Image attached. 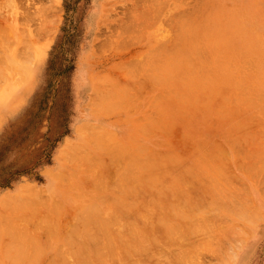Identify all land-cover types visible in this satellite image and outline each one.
Instances as JSON below:
<instances>
[{
  "label": "rangeland",
  "instance_id": "374dc122",
  "mask_svg": "<svg viewBox=\"0 0 264 264\" xmlns=\"http://www.w3.org/2000/svg\"><path fill=\"white\" fill-rule=\"evenodd\" d=\"M263 150L264 0H0V264H241L229 252L262 237Z\"/></svg>",
  "mask_w": 264,
  "mask_h": 264
},
{
  "label": "bare ground",
  "instance_id": "6f19581e",
  "mask_svg": "<svg viewBox=\"0 0 264 264\" xmlns=\"http://www.w3.org/2000/svg\"><path fill=\"white\" fill-rule=\"evenodd\" d=\"M139 5H140V4H139ZM140 6H141V5H140ZM140 6H139V7H140ZM134 8H135V9H134ZM137 8H138V7H137ZM137 8H136V7H133L132 9L136 10ZM145 8H146V7H145ZM199 9H200V8H199ZM201 9H202V8H201ZM152 10H153V9H152ZM202 10H203V9H202ZM197 12H198V11H197ZM197 12H196V13H197ZM154 13H155V11H154ZM156 13H157V12H156ZM182 13H183V12H182ZM187 13H188V12H187ZM196 13H195V14H196ZM132 14H133V13H132ZM139 14H141V13H138V15H139ZM143 14H144V13H143ZM188 14H189V13H188ZM95 15H96V14H95ZM178 15H179V14H178ZM189 15H190V14H189ZM134 16H136V15H134ZM132 17H133V16H132ZM140 17H141V16H140ZM147 17H148V16H147ZM174 17H175V16H174ZM177 17H178V16H177ZM180 17H182L181 14H180ZM190 17H192V14H191ZM148 18H150V17H148ZM178 18H179V17H178ZM178 18H177V19H178ZM195 18H196V17H195ZM131 19H132V18H131ZM136 19H137V18H136ZM140 19L142 20V18H140ZM140 19H139V20H140ZM146 19H147V18H146ZM182 19H183V17H182ZM147 20H148V19H147ZM150 20H151V19H150ZM172 20H173V19H172ZM186 20H187V18H186ZM143 21H144V20H143ZM180 21H181V20H180ZM187 22H189V21L187 20ZM190 22H191V21H190ZM176 23H177V22H176ZM178 24H179V23H178ZM125 25H126V23H125ZM129 25H130V24L128 23V26H129ZM140 25H141V24H140ZM134 26L136 27V25H134ZM143 26L145 27V25H143ZM150 26H151V25H150ZM150 26H149V27H150ZM183 26H184V24H183ZM183 26H182V27H183ZM186 26H188V24H186ZM129 27H130V26H129ZM144 27L142 28L143 30H144ZM180 27H181V26H180ZM184 28H185V27H183L182 29L184 30ZM195 28H196V27H195ZM145 29H146V28H145ZM177 29L180 30L179 27H177ZM182 29H181V30H182ZM173 30H174V29H173ZM189 30H190V29H189ZM130 31H131V30H130ZM190 31H192V30H190ZM190 31L188 32V31L184 30V31H182V34L185 35V37L187 36V38H188V37H191V36L187 35V34H190V35H191ZM172 32H173V31H172ZM174 32H177V30H174ZM184 32H188V33L185 34ZM195 32H196V29H195ZM123 33H124V31H123ZM140 33H141V32H140ZM144 33H145V30H144ZM193 33H194V32H193ZM130 34H131V33H130ZM133 34H134V33H133ZM135 34H136V33H135ZM135 34H134V35H135ZM141 34H142V33H141ZM127 35H128V34H127ZM183 35H182V36H183ZM193 35L196 36L197 33H196V34L194 33ZM130 36H131V35H130ZM126 37H127V36H126V34H125V38H126ZM128 37H129V36H128ZM128 37H127L126 39H128V42H129L130 40H129ZM143 37H144V35H143ZM175 37H177V36H175ZM183 37H184V36H183ZM197 37H198V35H197ZM135 38H137V37H135ZM139 38H140V37H139ZM119 39H121V38H119ZM121 40H122V39H121ZM121 40H120V41H121ZM134 40L137 41L138 39H134ZM182 40H183V39H182ZM194 40H195V39H194ZM195 41H196V40H195ZM134 42H135V41H132V43H134ZM126 43H127V42H126ZM130 43H131V41H130ZM124 44H125V43H124ZM175 44H176V43H175ZM182 45H183V44H182ZM132 46H133V45H132ZM192 46H194V45L192 44ZM177 47H178V46H177ZM191 48H192V47H191ZM209 48H210V47H209ZM214 48H215V47H214ZM176 50H178V53H179L180 50H181V48H180V50H179V48H177V49H175V50H174L173 48H171V50H169V53H166L167 50H166L164 53H166L167 55H168V54H172V55H168V56H170L169 59H172V61H173V59L176 57V56H175L176 54L174 53V51H176ZM184 50H185V49H184ZM184 50H183V55H184ZM152 51H153V50H152ZM163 51H164V50H163ZM195 51H196V50H195ZM201 51H202V50H201ZM190 52H191V51H190ZM14 53H15V52H14ZM145 53H146V52H145ZM173 53H174L175 55H174ZM186 53H187V52H186ZM201 53H204V52H201ZM205 53H206V52H205ZM205 53H204V54H205ZM15 54H16V53H15ZM17 54H18V53H17ZM148 54H149V53H148ZM152 54H154V52H153ZM181 54H182V52H180V53L178 54V56H179V55L181 56ZM197 54H198V53H197ZM210 54H211V53H210ZM162 55L165 56V54H162ZM195 55H196V54H195ZM199 55H200V54H199ZM23 56H24V55H23ZM144 56H145V55H144ZM171 56H175V57H174V58H173V57L171 58ZM201 56H202V55H201ZM24 57H25V56H24ZM141 57H142V56H141ZM146 57H147V58H148V57L151 58V57L148 56V55H147ZM157 57H159V55H158ZM194 57H195V56H194ZM149 58H148V59H149ZM161 58H162V57H160V60H161ZM207 58H208V57H207ZM143 59H144V58H143ZM143 59H142V60H143ZM152 59H153V58H152ZM155 59H156V57H155ZM163 59H164V57H163ZM180 59H181V58H180ZM188 59H190L189 56H188ZM139 60H140V59H139ZM139 60H138V61H139ZM144 60H145V59H144ZM144 60H143V61H144ZM150 60H151V59H150ZM190 60H191V59H190ZM136 61H137V59H136ZM146 61H148V60H146ZM146 61H145V62H146ZM161 61H163V60H161ZM161 61H160V63L162 64ZM165 61H168V59L165 60ZM176 61H177V60H176ZM208 61H209V60H208ZM210 61H211V60H210ZM2 62L4 63V61H2ZM139 62H140V61H139ZM157 62L159 63V59H158ZM174 62H175V61H174ZM178 62H179V61H178ZM147 63H148V62H147ZM152 63L155 64V60H154V61L152 60ZM164 63H165V62H164ZM164 63H163V64H164ZM181 63H182V62H181ZM145 64H146V63H145ZM145 64H144V62H143V65H144V66H145ZM163 64H162V65H163ZM170 64H171V63H170ZM149 65H151V63H149ZM149 65H148V66H149ZM172 65H173V64H172ZM185 65H187V63H186ZM209 65H210V64H208V66H209ZM230 65H231V64H230ZM139 66H141V67H140L141 69L143 68L142 65H139ZM146 66H147V65H146ZM146 66H145L144 68H147ZM151 66L153 67V65H151ZM173 66H174V65H173ZM187 66H188V65H187ZM247 67H248V65H247ZM149 68H150V66H149ZM159 68H160V67H159ZM161 68H162V67H161ZM230 68H231V67H230ZM150 69H151V68H150ZM150 69H149V70H150ZM155 69H156V68H155ZM163 69H165V68H163ZM182 69H183V68H182ZM202 69H203V68H202ZM137 70L139 71V69H137ZM149 70H148V71H145V69H144V71H145L146 73L149 72ZM151 70H152V69H151ZM157 70L159 71V69H157ZM165 70H166V69H165ZM189 70H191V69H189ZM133 71H134V70H133ZM135 71H136V70H135ZM141 71H142V70H141ZM191 71H193V70H191ZM152 72H153V71H152ZM159 72H160V71H159ZM164 72H165V71H164ZM135 73H136V72H135ZM137 73H138V72H137ZM146 73H145V75H146ZM165 73H168V72L166 71ZM187 73H189V72H187ZM129 74H130V73H129ZM129 74L127 73V75H129ZM138 74H140V73H138ZM151 74H153V73H151ZM169 74H171V73H169ZM176 74H177V73H176ZM105 75H106V74H105ZM158 75H160V73H159ZM132 76H133V75H132ZM147 76H149V75H147ZM199 76H200V75H199ZM157 77H158V76H156V78H157ZM168 77L170 78V76H168ZM184 77H185V76H184ZM108 78H110V77L108 76L106 79H108ZM132 78H133V77H132ZM160 78H161V77H160ZM160 78H159V79H160ZM181 78H182V77H181ZM134 79H135V78H134ZM136 79H137V78H136ZM146 79H148V78H146ZM150 79H152V78H150ZM198 79H199V78H198ZM204 79H205V78H204ZM219 79H220V78H219ZM219 79H218V80H219ZM101 80H103V79H101ZM110 80H112V79L110 78ZM165 80L167 81L168 79L165 78ZM104 81H105V80H104ZM125 81H126V80H125ZM139 81H140V80H138V82H139ZM157 81H159V80L157 79ZM183 81H184V80H183ZM194 81H195V80H193L192 83H193ZM127 82L130 84V82H132V81L129 82V81L127 80L126 83H127ZM144 82H145V81H144ZM218 82H219V81H218ZM128 83H127V84H128ZM132 83H133V82H132ZM134 83H136V82H134ZM139 83H140V82H139ZM156 83H157V82H156ZM215 83H216V82H215ZM104 84H105V83H104ZM142 84H143V83H142ZM194 84H195V83H194ZM208 84H209V83H208ZM133 85H134V84H133ZM138 85H139V84H138ZM112 86H113V85H112ZM124 86H126V85H124ZM128 86L130 87V85H128ZM131 86H132V85H131ZM182 86H183V85H182ZM116 87H117L118 90H122V89H124L126 94H127V91L129 90V87H127V86L124 87V88H123V86H121L120 89L118 88L119 86L116 85ZM141 87H142V86H141ZM141 87H140V88H141ZM196 87H197V86H196ZM201 87H202V86H201ZM126 88H127V91H126ZM138 88H139V87H138ZM167 88H168V87H167ZM194 88H195V86H194ZM202 88H203V87H202ZM115 89H116V88H115ZM115 89H112V90L115 91ZM130 89H131V87H130ZM132 89H133V88H132ZM132 89H131V90H132ZM135 89H136V86H135ZM142 89H143V88H142ZM142 89H141V90H142ZM190 89H191V88H190ZM124 90H123V94H124ZM136 90H137V89H136ZM169 90H171V89H169ZM133 91H134V90H133ZM135 92H136V91H135ZM170 92H171V91H170ZM195 93H196V92H195ZM243 93H244V92H243ZM92 94H93V93H92ZM94 94H95V93H94ZM107 94H108V93H107ZM120 94H121V93H120ZM126 94H125V96L123 95V97H122L121 95H119V97H120L119 101H121L122 103H125V102H123V101H125V100H124V97H126ZM130 94H131L130 91H128L127 96H129ZM140 94H141V93H140ZM140 94H139V95H140ZM246 94H247V93H246ZM101 95H102L103 98H104V95H103V94H101ZM133 95H134V94H133ZM243 95H244V94H243ZM96 96L99 97L100 95H96ZM135 96H136V95H135ZM156 96H157V95H156ZM156 96H155L154 98H157ZM91 97H92V96H91ZM115 97H117V99H118V94H117V93H116ZM132 97H133V96H132ZM103 98H102V99H103ZM110 98H112V96H111ZM122 98H123V99H122ZM129 98H130V96H129ZM182 98H183V97H182ZM121 99H122V100H121ZM126 99L129 100L128 98H126ZM184 99H187V98L184 97ZM108 100H110V99H108ZM111 100H113V99H111ZM130 101H131V100H130ZM99 102H100V101H99ZM101 102H102V101H101ZM109 102H110V101H109ZM117 102H118V100H117ZM128 102H129V101H128ZM184 102H185V100H184ZM93 103H95V104L93 105ZM93 103H91V104L93 105L92 107L96 106L98 102H93ZM104 103H105V102H104ZM112 103H113V102H112ZM118 103H119V102H118ZM129 103L132 104L131 102H129ZM109 104H110V103H109ZM99 105L102 106L103 103H102V104H99ZM111 105H112V104H111ZM96 107H97V106H96ZM138 107H140V105H139ZM101 108H103V107H101ZM111 108H113V106H112ZM130 108H131V107H130ZM132 108H133V107H132ZM96 110H97V108H96ZM99 110H101V109L99 108ZM99 110H98V111H99ZM98 111H96V112H98ZM106 111H108V110H106ZM106 111H104V113H106ZM107 113H108V112H107ZM109 113H111V112L109 111ZM107 115H109V114H107ZM140 120H142V119H140ZM83 124H84V123H83ZM142 124H143V123H142ZM89 126H90V125H87V127H89ZM137 126H138V125H137ZM87 127H85V128L87 129ZM90 127H92V126H90ZM142 127H143V125H142ZM161 127H162V126H161ZM82 128H84V126H83ZM140 128H141V125H140ZM140 128H139V129H140ZM89 129H90V128H89ZM96 129H97V127H96ZM159 129H160V128H159ZM102 130H103V129H102ZM102 130H100L99 132L97 131L98 133H97L96 131H95V132H96V134L98 135L100 132H102ZM145 130H146V128H145ZM86 131H87V130H86ZM105 131H106V130H105ZM140 131H141V129H140ZM79 132H81V131L79 130ZM88 132H89V131H87V134H90V132H89V133H88ZM95 132H93V133H95ZM103 132H104V131H103ZM106 132H107V131H106ZM110 132L112 133V131H110ZM110 132H109V133H110ZM144 132H145V131H144ZM107 133H108V132H107ZM90 135H91V134H90ZM93 135H95V134H93ZM97 135H96V136H97ZM99 135H100V134H99ZM102 135H103V134H102ZM108 135H109V134H108ZM108 135H107V136H108ZM110 136H112V135H110ZM102 137H103V139H104V137L106 138V136H102ZM102 137H101V138H102ZM239 138H240V137H239ZM97 139L100 140L99 136H97ZM108 139H109V137H108ZM111 139H112V138H111ZM244 139H245V138H244ZM244 139H243V140H244ZM104 140H105V139H104ZM104 140H103V141H104ZM106 140H107V138H106ZM237 140L239 141V139H237ZM233 141H234V140H233ZM91 142H92V141H91ZM91 142H90V143H91ZM234 142H235V141H234ZM241 142H243V141H241ZM244 142H245V141H244ZM258 142H259V141H258ZM236 143H237V142H236ZM253 143H254V142H253ZM255 143H256V142H255ZM105 144H106V143H105ZM234 144H235V143H234ZM95 145H96V144H95ZM101 145H103V143H101ZM69 146H70V145H69ZM74 146H75V144L73 145V148H74ZM76 146H77V145H76ZM78 146H80V145H78ZM92 146H93V144H92ZM99 146H100V145H99ZM99 146H97V148H98ZM115 146H116V145H115ZM115 146H114V147H115ZM118 146H119V143H118ZM122 147H123V146H122ZM134 147H137L136 150L138 149V146H137V145H135ZM140 147H141V146H140ZM140 147H139V148H140ZM256 147H257V146H256ZM262 147H263V146H262ZM67 148L69 149L70 154H71V153L73 154V152L70 151V147L67 146ZM73 148H72V151H73ZM77 148H78V151H77V152H75L76 149H74L75 154L73 155V157H74V156L76 157V155H77L78 153L80 154V152H82V151L79 150V149H82V148H80V147H77ZM93 148L96 149V147H93ZM100 148H101V151H102V149H104L105 146H104V148L100 146ZM112 148H113V147H112ZM119 148H120V147H119ZM126 148H127V146H126ZM126 148H125V149H126ZM141 148H142V147H141ZM128 149H129V148H128ZM144 149H145V148H144ZM109 150H110V148H109ZM117 150H118V149H117ZM139 150H140V149H138V152H139ZM145 150H146V149H145ZM107 151H108V150H107ZM107 151H106V152H107ZM119 151H120V150H118V152H119ZM121 151H123V149H122ZM127 151H130V150H127ZM133 151H134V149H133ZM263 151H264V150H263ZM84 152H86V150L83 151V154H82V155H84V154L86 155V154H87V153H84ZM108 152H109V151H108ZM115 152H116V151H115ZM123 152H124V151H123ZM140 152H141V151H140ZM140 152H139V154H140ZM76 153H77V154H76ZM128 153H129V152H128ZM142 153H143V149H142L141 154H142ZM66 154H67V153H66ZM72 154L69 155V157H72ZM90 154H91V153H90ZM90 154H88V155H90ZM101 154H105V155H107L105 152H104V153H101ZM130 154H132V153H130ZM67 155H68V154H67ZM88 155H87V156H88ZM118 155H119V154H118ZM121 155H122V152H121ZM125 155H126V157H127V154H125ZM146 155H147V154H146ZM151 155H152V154H151ZM151 155H150V156H151ZM258 155H259V154H258ZM80 156H81V154H80L79 156H77V157L80 158ZM87 156H86V158H87ZM107 156H108V155H107ZM142 156H144V154H142ZM221 156H222V155H221ZM77 157H76V158H77ZM90 157H91V156H90ZM222 157H223V156H222ZM81 158H83V157H81ZM81 158H80V160H81ZM91 158H94V156L91 157ZM117 158H118V157H117ZM261 158H262V157H261ZM66 159H67V158H66ZM68 159H69V158H68ZM74 159H75V158H73V160H74ZM96 159H97V158H96ZM138 159H139V158H138ZM144 159H145V158H144ZM263 159H264V158H263ZM84 160H85V158H84ZM94 160H95V159H94ZM94 160H92V161L94 162ZM125 160H126V158H125ZM125 160H124V161H125ZM127 160H128V159H127ZM127 160H126V161H127ZM136 160H137V159H136ZM139 160H140V159H139ZM146 160H149V158H147ZM97 161H98V160H97ZM124 161H123V162H124ZM83 162H84V161H83ZM85 162H86V161H85ZM87 162H89V161L87 160ZM95 162H96V161H95ZM137 162H139V161L137 160ZM140 162H142V161H140ZM148 162H150V160H149ZM152 163H153V162H152ZM77 164H78V163H77ZM142 164H143V163H142ZM81 165H82V164H81ZM123 165H125V163H124ZM78 166L80 167V163H79ZM128 166H130V165L128 164ZM132 166H135V165H132ZM87 167H90V166H87ZM132 168H133V167H131V169H132ZM134 168H135V167H134ZM88 169H89V168H88ZM126 169H127V168H126ZM126 169H125V170H126ZM128 169H129V168H128ZM258 169H260V167H259ZM83 170H85V169H83ZM125 172H128V171L126 170ZM222 173H223V172H221V174H222ZM59 174H60V173H59ZM223 174H224V173H223ZM223 174H222V176H223ZM135 175H137V174H135ZM128 176L130 177V175H128ZM61 177H62V176H61ZM256 177H257V176H256ZM132 180H133V178H132ZM138 180H139V179H138ZM101 182H102V181H101ZM259 183H260V182H259ZM97 185H98V184H97ZM97 185H96V186H97ZM102 185H103V183H102ZM96 186H95V188H96ZM98 186H99V185H98ZM214 186H215V185H214ZM99 187H100V186H99ZM102 187H103V186H102ZM214 188H215V187H214ZM222 188H223V187H222ZM98 189H99V188H98ZM103 189H104V188H103ZM216 189H217V191L219 192V194H220V191H222L223 189L225 190V188H223V189L220 188V189H221L220 191H219L218 188H216ZM226 189H227V188H226ZM228 189H229V188H228ZM211 190H212V189H211ZM212 191L215 192L214 190H212ZM209 192H210V191H209ZM209 192H208V193H209ZM228 192H229L228 190H225L224 193H226V196H223V195H222V200H223L224 203H226V202L224 201L223 198H225V200L227 201V193H228ZM216 193H217V192H216ZM214 194H215V193H214ZM219 194H218V195H219ZM222 194H223V192H222ZM228 194H229V193H228ZM208 195H209V194H208ZM224 195H225V194H224ZM103 196H105V195H103ZM210 196H211V195H210ZM219 196H220V195H219ZM219 196H215L214 199L210 201L212 204L214 203L213 206H214V205L216 206V204H217V203H216V198H218L219 200L221 199V197H219ZM232 196H233V195H232ZM212 197H213V196H212ZM239 197H240V196H239ZM96 198H97V197H96ZM101 199H103V198H101ZM218 199H217V200H218ZM239 199H240L241 201H243L241 197H240ZM98 200H99V199H98ZM109 200H110V199H109ZM214 200H215V201H214ZM222 200H221V201H222ZM229 200H231V202H230V206H228L227 208H230V207H231V204H232V203L234 204V202H235V203L237 204V206H238L239 200L237 199V197H236V199H233V198L231 197ZM232 200H234V202H232ZM236 200H237L238 202H237ZM100 201H101V200H100ZM212 201H214V202H212ZM210 202H209V203H210ZM219 202H220V201H219ZM243 202H244V204L246 205L245 201H243ZM181 203H182V202H181ZM183 203H184V202H183ZM244 204H241L242 207H243ZM220 205H221V203H220ZM222 205L224 206L223 203H222ZM234 205H235V204H234ZM87 206H88V205H87ZM95 206H96V205H95ZM217 206H218V205H217ZM30 207L33 208V205H31ZM85 207H86V206H85ZM88 207H89V206H88ZM88 207H87V208H88ZM96 207H97V206H96ZM175 207H176V206H175ZM221 207H222V206H221ZM234 207H236V205L233 206V208H234ZM212 208H213V207H212ZM227 208H226V204H225V209H226V211H227ZM244 208H245V207H244ZM29 209H30V208H29ZM81 209H82V208H81ZM97 209H98V210H97ZM97 209H96V210H97V213H98L99 208L97 207ZM175 209H176V208H175ZM181 209H183V208H181ZM207 209H208V208H207ZM240 209H241V210H240ZM242 209H243V208L240 207V208H239V213H237V212H236L237 209L234 208L233 210H231V211H233L231 214H234V213L236 212L237 214L235 213V214H234L235 216L237 215V217L244 218V217L242 216V213L245 211L246 208H245L244 210H242ZM88 211H89V210H88ZM93 211H94V210H93ZM173 211H174V209H173ZM240 211H241V213H240ZM242 211H243V212H242ZM77 212H78V210H77ZM82 212H83V211H82ZM84 212H86V208H85ZM90 212H92V211H90ZM178 212H179V211H178ZM182 212H183V211H182ZM182 212H181V215H182ZM215 212H216V210H215ZM245 212H246V213H244L243 215L245 216V214H246V215L248 216V217L246 216V219H245V220H247V218H250L249 215H248V214H250V213H249V211H247V210H246ZM247 212H248V214H247ZM97 213H96V215H97ZM171 213H172V211H171ZM92 214H93V213H92ZM92 214L89 213L90 217L93 216ZM99 214H101V213H99ZM99 214H98V215H99ZM251 214H253V213H251ZM251 214H250V216H251ZM254 214H255V212H254ZM81 215H82V214H81ZM94 215H95V213H94ZM98 215H97V216H98ZM221 215H222V214H221ZM238 215H240V216H238ZM253 216H255V215H253ZM75 217H77V216H75ZM83 217H84V215H83ZM83 217H82V219L84 220ZM99 217H100V215H99ZM225 217H226V216H225ZM1 218H2V217H1ZM86 218H87V217L85 216V220L88 219V218H87V219H86ZM92 218H93V217H92ZM97 218H98V217H97ZM173 218H174V217H173ZM216 218L219 219L220 217H217V216H214V217H213V219H216ZM82 219H81V220H82ZM89 219H91V218H89ZM89 219H88V220H89ZM94 219L96 220V218H94ZM94 219H92V220H94ZM98 219H99V218H98ZM100 219H101V217H100ZM100 219H99V220H100ZM108 219H109V218H108ZM165 219H167V218H165ZM168 219H169V218H168ZM182 219H183V217H182ZM184 219H185V218H184ZM226 219H227V218H226ZM44 220H45V219H44ZM83 220H82V221H83ZM85 220H84V222H85ZM99 220H98V222H99ZM228 220H229V219H228ZM2 221H6V219L4 218ZM46 221L48 222V219H47ZM176 221H177V220H176ZM179 221H180V219H179ZM221 221H222V222H225V221H223V220H221ZM221 221H220V222H221ZM226 221H227V220H226ZM249 221H250V220H249ZM84 222L81 223V221H80V223L82 224V228H83V227H87L88 225H87L86 223H89L90 220H89V222L86 221L85 224H84ZM100 222L102 223V221H100ZM103 222L105 223V221H103ZM164 222H165V220H164ZM167 222H168V221H167ZM167 222H166V223H167ZM227 222H228V221H227ZM230 222H232V221H230ZM3 223H4V222H3ZM7 223H8V222H7ZM45 223H46V222H45ZM80 223H76V224L79 225ZM93 223H94V221H93ZM106 223H107V225H108V222H106ZM228 223H229V222H228ZM228 223L225 222V224H227L226 229H228V231H227V230H225V231H227V233H228V232H229V233L232 232V233H231V237H232V234H233V231H232L233 229H235L234 231L237 230V232L239 233V229H236V228L234 227V225H232V224H230V223L228 224ZM8 224H9V223H8ZM102 224H103V223H102ZM102 224H101V225H102ZM162 224H163V223H162ZM167 224H168V223H167ZM167 224L164 223V225H166V226H167ZM233 224H234V223H233ZM3 225H4V224H3ZM5 225H6V222H5ZM5 225L2 226L1 228L4 227V229H5ZM9 225H10V224H9ZM77 225H76L75 228H77ZM86 225H87V226H86ZM169 225H170V224H169ZM230 225H232L234 228H233V227L231 228ZM50 226H51V225H50ZM68 226H69V225H68ZM74 226H75V225H74ZM90 226H91V225H90ZM170 226H171V225H170ZM236 226H237V224H236ZM10 227H11V225H10ZM69 227H70V226H69ZM69 227H68V228H69ZM162 227H163V226H162ZM171 227H172V226H171ZM237 227H239V226H237ZM73 228H74V227H73ZM96 228H98V227H96ZM230 228H231L232 230H231ZM4 229H3V230H4ZM7 229H8V228H7ZM83 229H86V228H83ZM104 229H105V228H104ZM104 229H103V230H104ZM9 230H10V229H9ZM103 230H101V231H103ZM183 230H184V229H183ZM229 230H230V231H229ZM10 231H11V230H10ZM70 231H71V230H70ZM88 231H89V230H88ZM96 231H99V228H98V230H96ZM96 231H95V232H96ZM108 231H109V230H108ZM225 231H224V232H225ZM240 231L242 232V234L245 235V232H243L241 228H240ZM11 232H12V231H11ZM241 232H240V233H241ZM0 233H1V232H0ZM15 233H16V232H15ZM221 233H222V232H221ZM234 233H235V232H234ZM240 233H239V234H240ZM6 234H7V233H6ZM10 234H12V233H10ZM21 234H22V233H20V235H21ZM71 234H72V233H71ZM103 234H104V233H103ZM109 234H110V233H109ZM182 234H183V233H182ZM236 234H237V233H236ZM13 235H14V234H13ZM72 235H73V234H72ZM77 235H78V234H77ZM77 235L75 234L74 236H76V238H77ZM165 235H166V233H165ZM229 235H230V234H229ZM233 236H234V235H233ZM18 237H19V235H18ZM68 237H69V235H68ZM78 237H79V236H78ZM223 237L225 238V235H222V236L218 237V238L215 240V243H214V244H216L215 246L218 247V245L220 244V239L223 238ZM236 237H237V236H236ZM238 237H239V236H238ZM14 238H15V237H14ZM20 238H21V237H20ZM72 238L75 239V237H72ZM72 238H70V239L72 240ZM79 238H80V237H79ZM79 238H77V239H79ZM152 238H153V237H152ZM219 238H220V239H219ZM15 239H16V240H15ZM15 239H12V240H13V241H18L17 238H15ZM18 239H19V238H18ZM155 239H156V238H155ZM225 239H226V238H225ZM10 240H11V239H10ZM10 240H8V241L10 242ZM20 240H21V239H20ZM216 241H217V242H216ZM226 241H227V240L223 241L224 244H225ZM133 242H134V241H133ZM221 242H222V240H221ZM10 243H11V242H10ZM13 243H15V242H13ZM20 243H22V241H21ZM23 243H24V242H23ZM31 243H32V242H30V245H31ZM67 243H68V242H67ZM74 243H75V242H74ZM217 243H218V244H217ZM7 244H8V242H6L5 245H7ZM11 244H12V243H11ZM18 244H19V242H18ZM222 244H223V243H222ZM222 244L220 245L221 248L224 247V245H222ZM9 245H10V244H9ZM19 245H20V244H19ZM32 245H33V243H32ZM32 245H31V246H32ZM35 245H36V243H35ZM107 245H108V244H107ZM110 245H111V244H110ZM110 245H109L108 247H110ZM227 245H228V244H227ZM11 246H12V245H11ZM11 246H9V248H8L9 251H10V253L12 252V251H11L12 249L16 250V248H15L16 245L13 244V246H14L13 248H12ZM23 246H27V245H25V243H24V245H20V247H23ZM40 246H41V245H40ZM222 246H223V247H222ZM2 247H3V246H2ZM6 247H7V246H6ZM10 247H11V250H10ZM17 247H18V246H17ZM34 247H35V246H34ZM41 247H42V246H41ZM133 247H134V246H133ZM135 247H136V246H135ZM213 247H214V246H213ZM220 247H218L219 249H217V248L214 249L215 247L212 248V250H213V249H214V250H217V251L214 252L215 254H216V252H217L218 255H219V253H220V251H219V250H220ZM226 247H227V246H226ZM0 248H1V246H0ZM32 248H33V247H32ZM229 248H230V247H229ZM229 248H228V250H226V249H227V248H226V249H225V252H226V251H229L232 247H231L230 249H229ZM1 249H3V248H1ZM8 249H7V251H8ZM23 249H24V247H23ZM23 249H22V250H23ZM25 249H27V248H25ZM133 250H134V249H133ZM138 250H139V249H138ZM138 250H137V251H138ZM212 250H211V251H212ZM223 250H224V249H223ZM9 251H8V252H9ZM24 251H25V250H24ZM182 251H183V250H182ZM17 252H18V250H17ZM19 252H20V250H19ZM25 252H26V251H25ZM98 252H99V251H98ZM98 252H97L96 254H98ZM183 252H184V251H183ZM58 253H59V252H58ZM214 253H213V251H212V254H214ZM21 254H22L23 258L26 257V256H25L26 253H25V255H23V251H21ZM99 254H100V253H99ZM176 254H179V253H176ZM180 254H181V252H180ZM224 254H225V253H224ZM13 255H14V254H13ZM15 255H17V253H16ZM28 255H30V254H28ZM181 255L183 256V254H181ZM9 256H11V254H9ZM18 256L20 257L21 255L18 254ZM22 256H21V257H22ZM32 256H33V258H34V255H32ZM98 256H99V255H98ZM128 256H130V255L128 254ZM190 256H191V255H190ZM214 256H215V255H214ZM216 256H217V255H216ZM219 256H220V255H219ZM227 256H228V255H227ZM57 257H58V255H57ZM179 257H180V256H179ZM183 257H184V256H183ZM228 257L231 259L232 263H234L235 260H236L237 262H240L241 264H245V263L247 262V255L244 256L243 253L237 254L234 250L231 252V254H230V252H229V256H228ZM180 258H181V257H180ZM180 258H178V259L183 261V258H182V259H180ZM214 258H215V257H214ZM214 258H213V259H214ZM216 258H217V257H216ZM24 259H25V258H24ZM24 259L21 258V260H24ZM30 259H31V258H30ZM15 260H17V259H15ZM15 260H14V262H16ZM26 260H27V259H26ZM31 260H32V259H31ZM31 260H30V261H31ZM34 260H35V259H34ZM179 260H178V261H179ZM32 261H33V260H32ZM176 261H177V259H176ZM212 261H213V260H212ZM217 261H218V260H217ZM159 262H160V261H159ZM184 262H185V261H184ZM184 262H183V263H184ZM219 262H220V261H219ZM225 262H226V261H225ZM185 263H186V262H185ZM199 263H200V262H199ZM30 264H31V263H30ZM187 264H188V263H187ZM194 264H196V263H194ZM197 264H198V263H197ZM206 264H207V263H206Z\"/></svg>",
  "mask_w": 264,
  "mask_h": 264
},
{
  "label": "crops",
  "instance_id": "0c3cea01",
  "mask_svg": "<svg viewBox=\"0 0 264 264\" xmlns=\"http://www.w3.org/2000/svg\"><path fill=\"white\" fill-rule=\"evenodd\" d=\"M262 225H264V218L261 219L260 222H257L251 230H249L251 236L254 235L256 231H260L262 233V237L258 241L257 245L254 244L247 252L245 250V256L247 255V262L245 264H264L262 251L259 250L260 247L264 246V227L262 229Z\"/></svg>",
  "mask_w": 264,
  "mask_h": 264
}]
</instances>
